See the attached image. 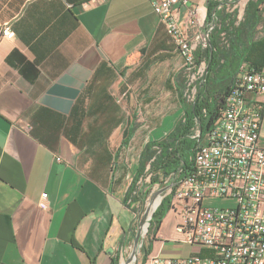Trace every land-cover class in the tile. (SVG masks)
<instances>
[{
	"label": "crops",
	"instance_id": "crops-1",
	"mask_svg": "<svg viewBox=\"0 0 264 264\" xmlns=\"http://www.w3.org/2000/svg\"><path fill=\"white\" fill-rule=\"evenodd\" d=\"M193 5L219 13L216 0ZM187 8L173 14L191 36ZM246 15L233 55L264 66V0ZM183 66L150 0H0V264H119L137 233L142 156L189 110ZM177 222L167 211L151 227L138 264L211 254L182 242Z\"/></svg>",
	"mask_w": 264,
	"mask_h": 264
},
{
	"label": "built area",
	"instance_id": "built-area-1",
	"mask_svg": "<svg viewBox=\"0 0 264 264\" xmlns=\"http://www.w3.org/2000/svg\"><path fill=\"white\" fill-rule=\"evenodd\" d=\"M216 1V11H222L224 5ZM150 2L176 42L184 74L201 77L203 71L197 69L201 59L196 60V55L210 46L216 27L215 10L201 19L198 7L187 6L188 0ZM177 6L188 7V23L199 26L193 35H185L180 28L173 14ZM236 7L230 1L224 10L234 11ZM1 34L15 37L9 24L1 28ZM263 113L264 66L242 61L211 126L202 133L198 123L195 125L191 172L183 178L180 171L170 174L149 219L150 223L154 211L167 200L168 211L178 216L175 230L180 240L209 248L211 254L176 260L153 257L152 264H264V147L259 144ZM47 197V192L41 193L38 205L43 209L47 208ZM210 198L232 204H204ZM122 254L123 249L120 258Z\"/></svg>",
	"mask_w": 264,
	"mask_h": 264
},
{
	"label": "rangeland",
	"instance_id": "rangeland-1",
	"mask_svg": "<svg viewBox=\"0 0 264 264\" xmlns=\"http://www.w3.org/2000/svg\"><path fill=\"white\" fill-rule=\"evenodd\" d=\"M224 6L222 7V11L218 10L217 19H216V27L214 32L211 35V39L214 37L217 42V48H218V55H217V66L223 68L228 62L229 59H232L234 56V44L237 43V38L240 37V34L243 32H246L248 28L251 25V22L248 21L245 17L246 15V4L244 3H237V7L234 11H227L224 10ZM243 10V11H242ZM208 48H204L203 52H198L202 56L197 53L196 60L201 59L200 62L197 63V69L201 68V72L203 71V75L199 77L198 75L193 77H188L187 74H183V86L180 90L181 92V98L186 103L187 107L190 108L194 101L197 100V96L199 94V89L203 85L202 82L204 80L205 73L208 68ZM199 55V56H198ZM236 57V55L234 56ZM237 61V58L233 61L234 63ZM172 103V102H171ZM182 121L185 120V118H181ZM196 127L192 130V137L194 135V132L196 131ZM166 140V139H165ZM170 140L167 139V141ZM186 140L191 141L190 137H186ZM161 153V149L157 146H153L151 150H148L147 153L143 154L142 156V171L140 172L138 179L134 183V206L133 210L135 213V221H134V227L138 231L139 228L142 227V233L143 236L141 237L142 240H145L148 232L150 231L151 222L149 223V226L147 228V223H140L142 218L144 217L146 210L151 204L152 196H154L155 192L160 190L161 188H164L167 183L166 180H168L170 174H167L163 172L160 169H154L153 165L158 160ZM147 179V180H146ZM153 179H156L154 183H150ZM149 185L147 188L144 189L145 195L139 196L140 189H143L142 187ZM139 196V197H138ZM206 205H213V206H227L229 204H232V201L224 200L220 198H210L204 202ZM142 240H140L139 244L142 243ZM142 245H139L135 254V257L132 259L129 264H138V261L140 259V250ZM133 242L128 245L127 247L123 248V254L122 257L119 258V264H125V262H128V258L131 256V253L133 251Z\"/></svg>",
	"mask_w": 264,
	"mask_h": 264
},
{
	"label": "trees",
	"instance_id": "trees-1",
	"mask_svg": "<svg viewBox=\"0 0 264 264\" xmlns=\"http://www.w3.org/2000/svg\"><path fill=\"white\" fill-rule=\"evenodd\" d=\"M258 1L259 0H257V2H252L250 0L247 4V10L251 9L253 13H255ZM211 10L212 8L209 10V16H211ZM217 51V42L213 37L210 41L209 54L207 56L208 68L202 82L203 85L199 89L197 100L194 101L189 110L185 111L184 121L180 118L167 137L154 141V146L161 149L160 156L153 165L154 169H160L167 174L180 171V178L185 177L191 172L192 148L196 143V139L191 135L192 130L196 123H198L202 133L211 126L218 115V106L222 104L225 96L230 90L233 75L238 67L237 66L236 69L233 70V65L235 64L233 61L237 58L236 65H239L242 61L241 55L239 54L229 59V63L223 68L220 66L216 67L218 61ZM169 137L170 140L167 141ZM186 137H190L191 141L186 140ZM141 171L142 168L139 170V174ZM155 181L156 179H153L151 183ZM167 211V200H163L152 215L151 227L153 226V228L156 229Z\"/></svg>",
	"mask_w": 264,
	"mask_h": 264
},
{
	"label": "water",
	"instance_id": "water-1",
	"mask_svg": "<svg viewBox=\"0 0 264 264\" xmlns=\"http://www.w3.org/2000/svg\"><path fill=\"white\" fill-rule=\"evenodd\" d=\"M164 188H161L160 190H158L157 192H155L154 196L152 197H155L156 195H160L162 192H163ZM153 199V198H152ZM151 218V211H150V206L148 207V209L146 210V213L144 215V217L142 218L141 220V224L142 223H147V227H148V223H149V219ZM142 227L138 229L137 233H136V236H135V240H134V248H133V251L131 253V256L128 258V263L132 261V259L135 257V254H136V251H137V248L139 246V242L141 240V237L143 236V233H142Z\"/></svg>",
	"mask_w": 264,
	"mask_h": 264
},
{
	"label": "bare ground",
	"instance_id": "bare-ground-1",
	"mask_svg": "<svg viewBox=\"0 0 264 264\" xmlns=\"http://www.w3.org/2000/svg\"><path fill=\"white\" fill-rule=\"evenodd\" d=\"M158 201H159V196L156 195L151 201L150 211L153 210V208L157 205Z\"/></svg>",
	"mask_w": 264,
	"mask_h": 264
}]
</instances>
